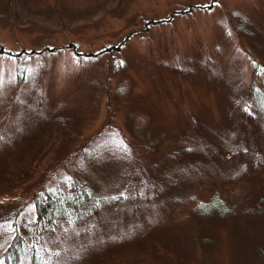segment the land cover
Wrapping results in <instances>:
<instances>
[{
  "label": "rangeland",
  "instance_id": "obj_1",
  "mask_svg": "<svg viewBox=\"0 0 264 264\" xmlns=\"http://www.w3.org/2000/svg\"><path fill=\"white\" fill-rule=\"evenodd\" d=\"M1 49L0 251L9 214L23 232L36 196L78 180L124 199L87 211V242L57 224L52 259L92 240L81 263L264 264V0H0ZM212 197L233 212L198 217Z\"/></svg>",
  "mask_w": 264,
  "mask_h": 264
},
{
  "label": "trees",
  "instance_id": "obj_2",
  "mask_svg": "<svg viewBox=\"0 0 264 264\" xmlns=\"http://www.w3.org/2000/svg\"><path fill=\"white\" fill-rule=\"evenodd\" d=\"M0 52L11 55L3 49ZM255 67L257 68L256 72L261 75V78H264V63L259 64L255 62ZM252 99L264 123V92L259 90L252 91ZM231 152L233 156L235 154V148H232ZM260 160L261 157H255L256 164H260L262 162ZM128 177L129 181L125 186L140 194V186L137 179L132 175ZM147 194V188L145 187L144 197ZM123 199L124 195L122 193L116 194L113 198H108L104 193L97 196L93 195V192L88 191V186L80 183L78 180H73L69 186H58L43 190L42 194L36 196L33 201L34 213L30 221L25 225L23 232L19 231V223L17 224V213L21 210L18 209L6 217L9 218L13 214L11 217L13 233L7 246L0 251V264H120L121 252L117 249L110 250V256L104 259L91 258L87 259L85 263H81L84 253L89 251L91 256L99 254L98 245H94L92 240L88 241L84 249L81 247L75 251H71L72 254L76 253V256H70L68 260L63 257L60 259H52L51 256L54 251L49 250L48 241L55 235L57 224L76 221L78 225L85 228V234L83 236H85L87 242L88 238L92 239L93 236L89 233L90 230L86 229L85 225L90 222L95 224L94 220L98 216L95 214V219L89 221L90 217H88L87 211L91 207L107 206L111 202H122ZM263 204L264 198H261L258 203L256 202L255 207L257 212L260 211L259 208L264 206ZM232 212L233 208L218 197H212L205 203H198L195 210V214L200 218H207L210 215L221 218L228 216ZM91 230L95 237H97V231L101 235V228L97 230L96 225ZM118 237L119 232L112 233L107 236V241L109 244H112L111 241L119 240ZM207 243L204 239L203 244ZM256 253L260 254L261 252L257 251Z\"/></svg>",
  "mask_w": 264,
  "mask_h": 264
}]
</instances>
